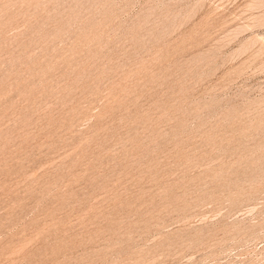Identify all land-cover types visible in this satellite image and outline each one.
<instances>
[{
  "label": "rangeland",
  "instance_id": "1",
  "mask_svg": "<svg viewBox=\"0 0 264 264\" xmlns=\"http://www.w3.org/2000/svg\"><path fill=\"white\" fill-rule=\"evenodd\" d=\"M0 264H264V0H0Z\"/></svg>",
  "mask_w": 264,
  "mask_h": 264
}]
</instances>
